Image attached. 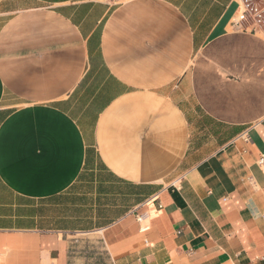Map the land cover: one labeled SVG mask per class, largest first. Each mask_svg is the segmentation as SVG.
I'll return each instance as SVG.
<instances>
[{
	"label": "crops",
	"instance_id": "crops-1",
	"mask_svg": "<svg viewBox=\"0 0 264 264\" xmlns=\"http://www.w3.org/2000/svg\"><path fill=\"white\" fill-rule=\"evenodd\" d=\"M236 0H0V264H264V34Z\"/></svg>",
	"mask_w": 264,
	"mask_h": 264
},
{
	"label": "rangeland",
	"instance_id": "rangeland-1",
	"mask_svg": "<svg viewBox=\"0 0 264 264\" xmlns=\"http://www.w3.org/2000/svg\"><path fill=\"white\" fill-rule=\"evenodd\" d=\"M71 264H113L98 232L77 234L71 239Z\"/></svg>",
	"mask_w": 264,
	"mask_h": 264
},
{
	"label": "built area",
	"instance_id": "built-area-1",
	"mask_svg": "<svg viewBox=\"0 0 264 264\" xmlns=\"http://www.w3.org/2000/svg\"><path fill=\"white\" fill-rule=\"evenodd\" d=\"M238 4L237 16L232 20L235 30L251 33L264 34V0H236ZM264 164V155L259 159Z\"/></svg>",
	"mask_w": 264,
	"mask_h": 264
}]
</instances>
